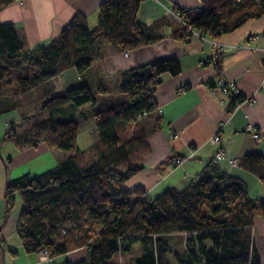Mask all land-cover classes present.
I'll list each match as a JSON object with an SVG mask.
<instances>
[{"label": "trees", "instance_id": "obj_1", "mask_svg": "<svg viewBox=\"0 0 264 264\" xmlns=\"http://www.w3.org/2000/svg\"><path fill=\"white\" fill-rule=\"evenodd\" d=\"M11 1L0 0V7ZM141 1L101 0L93 28L83 14L75 13L55 37L32 48L14 23L0 22V97L5 91L27 92L68 67L84 72L101 55L105 43L130 49L160 39V28L174 17L168 14L143 23L136 16ZM200 2V8L172 5L171 9L187 24L213 37L264 13L262 0ZM170 34L184 42L193 37L180 23ZM212 59L220 75L221 53ZM181 69L176 56L123 69L118 73V92L123 98L111 94L113 90L104 81L95 88L82 83L59 93H41V109L50 114L31 124L22 134L24 141L36 144L43 140L72 154L38 175L23 173L5 181V212L14 205L17 191L23 202L16 231L25 252L44 249L51 259L83 247L82 259L65 264H117L113 257L138 244L143 253L128 264H260L251 225L254 216H264V200L250 196L243 179L211 160L184 188L169 186L153 198L142 194L141 188L125 186V180L141 169L147 151L145 129L138 128L124 139L126 126L156 108L154 92L160 75H175ZM97 94H107L108 102L93 111L96 140L78 149V122L72 115L58 117L55 112L66 104L74 109L94 106ZM159 126L157 117L152 129ZM7 139L17 142L12 122L3 133L2 140ZM238 165L256 176L264 189V156L260 152L243 154ZM132 194L140 197L132 200ZM173 232H186V244L193 243L186 254L170 253L163 235Z\"/></svg>", "mask_w": 264, "mask_h": 264}, {"label": "crops", "instance_id": "obj_2", "mask_svg": "<svg viewBox=\"0 0 264 264\" xmlns=\"http://www.w3.org/2000/svg\"><path fill=\"white\" fill-rule=\"evenodd\" d=\"M100 1L13 0L0 7V22L14 23L18 34L32 48L55 37L75 13L83 14L89 28H93ZM172 5L180 8L203 6L200 0H142L136 13L137 19L149 24L160 17H169L167 9ZM177 25L170 18L160 28V39L134 48L120 49L111 43L103 44L101 55L82 73H78L74 67H68L42 85L22 94L9 91L2 93L0 264H49L57 257L63 258L64 263L75 262L85 255V248L80 247L50 260H39L37 252L24 251L16 231L19 212L23 206L19 191L15 194L14 205L5 212L3 194L7 178L13 179L23 173L38 175L72 154L71 150L62 151L57 147H50L43 140L36 144L24 141L22 134L31 124L50 114L41 109V93H59L82 83L95 88L99 81H104L113 90L111 94L123 98L124 95L118 92V73L153 59L176 56L182 69L175 75L166 72L160 75V83L154 92L156 108L130 122V129L123 133L124 139L138 128L145 129L147 134V151L141 161L142 167L125 180V186L129 190L141 188L142 194L153 198L169 186L182 189L201 174L215 151V145L210 143L209 138L218 130L219 121L225 117L228 104L226 96L219 91L212 93L205 84L220 76L233 81L246 100L239 104L230 121L219 130L220 148L224 155L216 164L221 170L243 179L250 196L264 200L261 181L238 165L240 157L245 153L260 152L264 156V13L248 18L230 32L216 37L206 34L207 39L203 40L193 36L184 42L172 37L170 33ZM215 45L220 46L219 52L222 55L220 75L216 74L213 66L212 58L218 51ZM107 97V94H97L94 106L74 109L66 104L61 112H55L58 117L72 115L78 122V149H84L96 140L93 111L107 103ZM221 99L224 100L223 103ZM157 117H160V126L153 130L152 125ZM10 122L14 123L17 142L14 139L2 140ZM248 123L259 134L258 139L246 130ZM170 130L176 135L170 136ZM174 155L183 158L177 166L169 162ZM230 159H234L235 164H231ZM138 197V194L131 195L132 200ZM251 230L260 264H264V216H254ZM173 233L182 236L178 242L182 247L177 252L186 254L187 249L193 246L191 241L186 244L187 233ZM120 254L115 256V260Z\"/></svg>", "mask_w": 264, "mask_h": 264}, {"label": "built area", "instance_id": "obj_3", "mask_svg": "<svg viewBox=\"0 0 264 264\" xmlns=\"http://www.w3.org/2000/svg\"><path fill=\"white\" fill-rule=\"evenodd\" d=\"M261 1V0H259ZM264 1V0H262ZM167 13L170 14L174 19L187 27V29L192 33L193 36L198 37L200 39H207L205 33H203L202 30L196 29L192 27L191 25L187 24L183 18L182 15L179 14V12L172 10L171 8L167 9ZM216 51L215 53L219 52L220 46L215 45ZM263 64H264V52H263ZM205 86L212 92L216 93L217 91L221 92L224 96L227 97L228 99V104L226 106V111H225V117L219 121L218 124V130L209 138L210 143L215 145V151L213 153V156L211 158V162L216 163L221 157H223L224 153L220 148V141H221V136L219 134V130L222 129L229 121L230 117L233 113V111L239 106V104L246 100L245 97L242 96L241 99H237L236 97L238 95H241L239 92V89L236 87L233 81L231 80H226L223 77L217 76L212 82H207ZM149 91H152L150 89ZM248 100V99H247ZM223 99H221V103H223ZM246 130L250 131L252 133V136L254 138H259V134L254 130V127L251 124L246 125ZM170 136H175L176 133L172 130L169 131ZM183 161L182 157L179 156H172L169 159V162L173 166L179 165ZM231 164H235L234 159H230ZM39 252H42L43 254L39 256V258H45L46 260H50V257L48 256L46 250L41 249ZM120 264H126L120 263Z\"/></svg>", "mask_w": 264, "mask_h": 264}, {"label": "rangeland", "instance_id": "obj_4", "mask_svg": "<svg viewBox=\"0 0 264 264\" xmlns=\"http://www.w3.org/2000/svg\"><path fill=\"white\" fill-rule=\"evenodd\" d=\"M131 125L132 124L128 125V127L125 130L126 132L128 131V129H130ZM94 133L96 134V131H94ZM84 135L86 136V134H84ZM80 142H82V140ZM62 151H65V150H62ZM163 239H166V242H168L167 246L170 248L169 249L170 253H171V251L172 252L173 251H179L182 247L181 245H178V242L182 239V236H180V234L169 233V234L163 235ZM142 253H143V251L141 250L140 246L138 244H135L129 251H127L125 253H121L120 256L118 257V259L116 260L117 261L116 263L120 264V263L125 262L126 264H128L134 257H136L137 255H140ZM42 254H43L42 252L37 251V255H38L39 260H45V258H39V256ZM168 257L170 259H172L171 254ZM115 258L116 257H113L112 260L114 261ZM44 264H46V263H44ZM49 264H65V263H64L63 258L57 257L54 259V262H49Z\"/></svg>", "mask_w": 264, "mask_h": 264}]
</instances>
